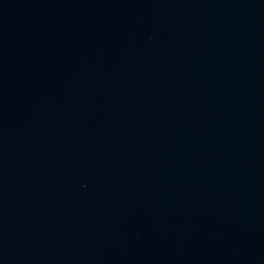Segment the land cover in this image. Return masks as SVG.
<instances>
[{
  "label": "water",
  "instance_id": "95a60500",
  "mask_svg": "<svg viewBox=\"0 0 264 264\" xmlns=\"http://www.w3.org/2000/svg\"><path fill=\"white\" fill-rule=\"evenodd\" d=\"M0 264H264V0H0Z\"/></svg>",
  "mask_w": 264,
  "mask_h": 264
}]
</instances>
